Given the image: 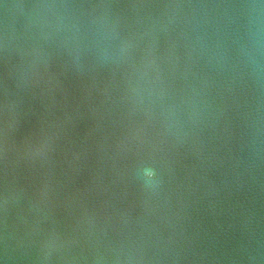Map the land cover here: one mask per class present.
Instances as JSON below:
<instances>
[{
	"label": "water",
	"instance_id": "obj_1",
	"mask_svg": "<svg viewBox=\"0 0 264 264\" xmlns=\"http://www.w3.org/2000/svg\"><path fill=\"white\" fill-rule=\"evenodd\" d=\"M0 264H264V0H0Z\"/></svg>",
	"mask_w": 264,
	"mask_h": 264
}]
</instances>
